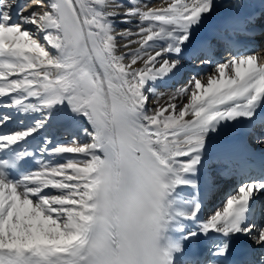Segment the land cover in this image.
Instances as JSON below:
<instances>
[{
    "label": "snow or ice",
    "instance_id": "obj_1",
    "mask_svg": "<svg viewBox=\"0 0 264 264\" xmlns=\"http://www.w3.org/2000/svg\"><path fill=\"white\" fill-rule=\"evenodd\" d=\"M228 4L243 0H0V264H86L118 202L154 178L163 264H241L240 237L251 241L243 264H264V159L246 140L264 148V56L238 39H252L258 14L225 16L192 44ZM185 61L211 71L164 83ZM14 116L20 127L4 130ZM59 121L66 142L51 134ZM213 166L235 183L202 215ZM194 242L204 257L186 253Z\"/></svg>",
    "mask_w": 264,
    "mask_h": 264
},
{
    "label": "clouds",
    "instance_id": "obj_2",
    "mask_svg": "<svg viewBox=\"0 0 264 264\" xmlns=\"http://www.w3.org/2000/svg\"><path fill=\"white\" fill-rule=\"evenodd\" d=\"M160 183L162 178H154L118 202L111 232L98 229L85 249L86 264H163L167 242Z\"/></svg>",
    "mask_w": 264,
    "mask_h": 264
},
{
    "label": "bare ground",
    "instance_id": "obj_3",
    "mask_svg": "<svg viewBox=\"0 0 264 264\" xmlns=\"http://www.w3.org/2000/svg\"><path fill=\"white\" fill-rule=\"evenodd\" d=\"M17 2H24V0H17ZM125 2H127V0H125ZM149 2H157V0H149ZM227 2V0H226ZM233 6L231 4H228L227 6H220L217 7L216 10L214 11L213 15L209 18H207L206 20V24L204 27H202L199 30H196L193 34V40H192V44H195L197 41H202L204 40V37L210 39L211 38V30L212 27L214 26V24L220 20L221 18L231 15L233 14ZM13 18L15 19V9H13ZM26 27L31 28L32 26L30 25H26ZM120 28L126 27V25H119ZM255 29H256V35L257 36H253L251 40H248L247 37L245 36H240L238 37V39H240L243 42L246 43H252L255 39L259 38V39H264V16L261 14L259 16V18L256 20V24H255ZM212 43L215 45L216 47V58L217 59H225L228 55V53L226 52L224 46L219 43L218 41H216L215 39H212ZM192 45H189V47H191ZM255 46H257L255 44ZM264 49L263 47H260L259 49H257L258 54L261 56H264V52H261L259 50ZM187 52V49H186ZM198 71L201 73H206V72H210L211 71V67L208 65H201L200 67H197V64H193L190 63L188 61H185V72L183 74V77L181 78H176L173 79L171 81H167L164 83H167L170 87L175 88L178 85H181L184 83V79L188 76V72L189 71ZM160 90H163V83L160 84ZM166 99V97L164 98ZM163 102V100H162ZM150 107L154 106L151 102L149 104ZM3 111H9L7 109H4ZM20 119V117L14 116L13 120L10 121L4 128V130H11V129H15V128H19L20 125L18 124V120ZM85 123L86 122H83ZM56 128H59L61 131L58 134V136L56 137V140L58 142H66L67 140H70L72 137L71 135H65V127H67V125L65 124V122L63 121H59L55 124ZM260 129V128H258ZM260 131L256 130V134H259ZM238 136H243V133H237ZM249 135H247L246 140L247 143L251 146V143H253V137H249ZM32 141H28L29 146L31 145ZM255 143V142H254ZM256 144V143H255ZM254 153V159L253 162L255 164H259L261 162L262 159H264V154L262 152L260 153H256L254 150H252ZM66 155H71V154H66ZM212 172H213V177L215 179V183L218 186V190L215 193H211L209 194L206 199H205V206L203 208L202 211V215L206 214L210 211V209L212 208L213 205H215L217 202H219L220 200L223 199L224 194L227 191L231 190L232 185L235 183V181L231 178V177H227V176H221L218 174L216 166H213L212 168ZM182 192H187L189 191L188 189H181ZM260 199H262V197L257 196V201L260 202ZM261 214L260 210H257V215L259 216ZM259 222V220H258ZM246 238V237H245Z\"/></svg>",
    "mask_w": 264,
    "mask_h": 264
},
{
    "label": "rangeland",
    "instance_id": "obj_4",
    "mask_svg": "<svg viewBox=\"0 0 264 264\" xmlns=\"http://www.w3.org/2000/svg\"><path fill=\"white\" fill-rule=\"evenodd\" d=\"M256 34L257 33H255L254 36H257ZM252 43H254V44L257 45L256 46V50H257L260 47H263L264 46V39L257 38ZM216 52H217V50H216ZM250 137H253V136L250 135ZM251 149L254 150V151H256V152H259V150H260V152H262L264 154V148H262L261 146L255 144L254 141H253V143H251ZM260 201H264V197H262V199H260ZM258 210H260V209L258 208ZM260 212H261V210H260Z\"/></svg>",
    "mask_w": 264,
    "mask_h": 264
}]
</instances>
